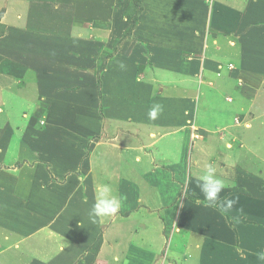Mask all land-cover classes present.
<instances>
[{
  "label": "rangeland",
  "instance_id": "374dc122",
  "mask_svg": "<svg viewBox=\"0 0 264 264\" xmlns=\"http://www.w3.org/2000/svg\"><path fill=\"white\" fill-rule=\"evenodd\" d=\"M30 1L0 0V42L1 44L5 42L3 46H6L5 51H0V91H2V99L7 103L9 114L6 116L9 115L8 118L13 120V114L20 111L21 106H26L27 109L23 110L22 116L28 121L29 127L36 125L39 129L37 131L43 132L50 125L49 113L53 106H57L61 117L66 118L68 114L66 112H71L72 118L68 115L64 120L73 122L77 120L76 123L84 128L83 130H95L92 129L95 127L93 124L95 117L87 114L79 116L82 112H89V109L84 111L79 104L82 102L81 99L65 97L84 93L83 102L90 107L92 103L97 104L93 110L102 122L98 130L99 148L103 149L105 143L107 147L112 148L111 140L116 137L114 134L110 135L109 131L119 126L123 127L121 130H127L125 115L129 110L124 103L125 99L120 98L127 96L121 90L128 88L130 84L122 83L121 79L126 77L123 74L121 77L119 72L116 73L117 57L123 54L121 56L123 60L131 58L132 76L138 77L141 81H146L148 78L155 79L152 93L155 99L167 98L175 101L177 107L181 106V110H185L184 114L190 118L185 121L182 119L178 126L179 130H173L172 126L164 130L161 141L167 144L165 150H162L159 142L152 143L150 148L147 147L146 142L140 144L143 142L140 140V135L141 137L143 135L142 138L145 136L142 127L146 130L143 125L146 124L144 122L146 117L133 116L128 119L133 126L130 138L135 142L136 147H133L135 144L121 146L118 160L122 162L125 156L131 159L132 170L135 171L137 179H141L144 185H147L146 178L150 177L151 190L156 185L157 192H163V198L157 194L153 195L152 192L149 195L151 218L159 217L163 220L159 214L163 209H166L167 215L171 210L179 209L182 204L193 202L198 206L199 204L206 206L202 210L209 213L202 211L199 216L213 222L212 216L210 217L213 212L211 210L215 208L220 210L223 201H237L240 197L239 200L245 205V209L241 206L245 214L238 213V209L237 213L232 211L227 213L228 220L232 223L231 229H234L237 236L235 235L234 239L233 234L227 235L226 244H222L219 239L220 234L221 238L224 235L222 231H217L216 227L209 231L211 228L203 219L200 223H196L195 227L179 226L178 230H175L172 219L163 220L164 223L162 225L161 222L158 234L161 243L157 244L158 241L152 239L147 247L150 254L146 257V264H200L198 259L203 257L206 264H264V261L256 257L257 252L264 251V0H188L184 1L187 4L185 6L182 5V0H163V2L152 0L153 2L150 3L146 0H113V10L119 13L123 22L119 23L113 33L110 32L112 29L105 25L97 28L90 24L91 28L95 27V35L88 40L86 46L82 40H79L80 44L69 42V46L65 43L66 30L58 21L62 16V18L74 17V7L72 8L69 2H63L65 7L62 6L63 10H58L57 7H42L44 0H34L31 9L37 10L31 17L37 16L43 23L38 32L33 30L30 24L20 31L19 24L6 23L11 14L17 16L19 20L21 10L18 4L27 5ZM99 1L101 0L86 2L84 0V5L79 8L77 12H80L77 15L90 14V10L93 9L91 5L98 6L94 9L98 10L100 15L106 8L105 5L98 4ZM189 5L200 11V14L204 13L210 23L193 24L192 21L190 23L189 20L193 18L192 14H188ZM22 8L24 11L27 10L26 13H30V7L27 9L22 5ZM154 10L156 12L152 15L151 12ZM154 17L157 22L153 24L151 20ZM161 24L168 30L160 28ZM181 25H191L194 31L188 33L176 28ZM169 31L176 33L170 35ZM180 42L188 43L186 46L189 47L183 48ZM73 45L74 47L80 45L79 49L83 54L76 55L78 52L70 50L73 49ZM64 49H68V52ZM29 51L36 54H30ZM92 51L94 53H91ZM76 58L83 59L82 73L76 72L68 76L69 72L75 70L62 71L56 70L53 65L48 67L44 65V63L53 64L61 61L69 63L70 69H76ZM160 62L163 67L157 66ZM112 78L115 80L113 85L110 82ZM72 81L76 84L68 86L67 84ZM107 88L111 89L109 91L113 94H111L113 104L110 114L114 112L112 116L120 118L116 120L113 117L114 120H109L108 123L104 122L105 102L110 94L106 91ZM133 91L138 95L141 90L136 88ZM145 94H142V99ZM32 95L33 99H31ZM239 100L240 103L235 104ZM71 103L74 106L68 110ZM4 104H0V114ZM219 105L224 106L226 113L234 115L231 123L228 124L230 128L227 129L231 130L230 138L228 144L224 146L218 144L217 138L225 136L227 131L226 133L219 131V135L211 132L218 128H210L213 125L207 122L208 118L205 116L210 108H223ZM16 106L17 110L14 111ZM18 113L16 115L19 118ZM83 123L85 126H82ZM153 123L152 120L147 123V126L152 125L151 130H155ZM113 125L115 127H112ZM30 134L34 136V133ZM20 135L22 136L23 133ZM32 136H29L28 141L33 144L37 141L30 139ZM44 137L45 139L40 143L46 140L51 143L57 141L54 140L53 135L47 134ZM68 137V134L64 136L65 139ZM213 140H216L217 149ZM114 142H118V139ZM173 142H177L180 147L177 144H168ZM90 149L91 146L86 148L85 158L90 152L93 153L92 172L95 175L99 172L96 159L102 157L95 154L96 150L90 151ZM60 153L56 151L58 161L62 160ZM9 158L15 160L10 151L0 153V171L6 174L11 165ZM41 160L37 161L41 162ZM191 160L196 165L193 167L196 172L194 178L190 177L192 176L189 168ZM170 161L175 164L171 165ZM209 164L215 168V172L226 170L228 178L225 181L227 196L220 197L215 206H208L198 187V181ZM20 165L17 162L15 166ZM100 165L103 167L101 162ZM180 175L183 181L180 180ZM134 213L133 218H137L139 210ZM131 220L128 221L137 226L133 232L119 227L120 229L113 231L112 235L110 232L108 241L102 236V239L96 237L90 243H86L82 238L80 230L75 232L78 242L73 236L63 235V224L54 221L53 226L45 225L40 231L35 230V238H31L28 243L21 242V255L6 253L9 256L4 260L0 259V263L34 264L30 259V256H33L30 253H34L30 252V248L33 247L37 255L33 258L38 259L37 264H83V261H87V264L90 261L92 262L90 264H96L97 262L94 263L91 258L103 254L107 248L112 254L105 258L107 264H142L139 258H135L134 261L136 255H133V247H129V242L128 244L126 242L132 233L133 235L138 231L143 233L149 228L147 225L146 227L140 225L139 221ZM77 222V218L72 219L73 227H76ZM31 223L27 225L30 226ZM151 228L152 225L148 235ZM213 231L220 234L215 235ZM1 233L2 229H0ZM3 235L2 233L0 236V241L1 239L3 241L0 244L1 247H7L11 242L8 244L6 234ZM181 241L187 244L182 250L178 247ZM112 242L118 253L125 250V246L129 247L131 253L127 255V259L122 257V260H112L115 256L114 250L110 248ZM65 252L73 253L72 257L68 258L69 262L60 261ZM85 256H89L90 259H84ZM100 260H103V255Z\"/></svg>",
  "mask_w": 264,
  "mask_h": 264
},
{
  "label": "crops",
  "instance_id": "0c3cea01",
  "mask_svg": "<svg viewBox=\"0 0 264 264\" xmlns=\"http://www.w3.org/2000/svg\"><path fill=\"white\" fill-rule=\"evenodd\" d=\"M84 0H44L42 7H57L58 10L62 9V6H64L63 2H69V5H72L71 7L73 9V15L72 18H60L58 23L64 25L65 31V37L66 40L65 43L67 46H69V42H75L79 43V40H82L84 42V46L88 45L90 39H92L95 35V27L91 28V25L97 26V28H100V25H105L107 28L112 29L110 32L113 33L116 28L118 27L119 23L123 22L120 19L119 13L117 11L113 10V0H101L98 2L100 5H105V10H102L101 14L99 15V11L94 9L98 7L97 5L92 6V10H90V14L87 16H80L83 14L77 15V12L81 6L84 5ZM88 0H85V2ZM149 3L153 2L152 0H146ZM188 0H182V5L185 6V2ZM34 2V0H31L29 3L26 4H18V8L21 10V18L17 20V16L14 17L12 14L8 18V22L11 23L14 22L15 24L20 25V31L22 28L26 27L29 24L35 30L38 32L39 27H41V19L37 16L31 17L33 12L31 9V3ZM147 2V3H148ZM161 2V0H160ZM163 2V0H162ZM148 3V4H149ZM111 4V6H110ZM22 5H25L26 8L30 7V13H26L27 10H23ZM150 5V4H149ZM196 5V4H195ZM151 6V5H150ZM152 7V6H151ZM153 8V7H152ZM28 9V8H27ZM110 9L111 11H109ZM154 9V8H153ZM63 10V9H62ZM194 10V13H193ZM97 15H96V12ZM156 12L152 11L151 14L153 15ZM188 14H192V18L190 21H192L193 24L195 23H210L208 19H206V15L204 13L200 14V11L198 12L197 9L192 7V5H189V12ZM12 16V21H10V17ZM187 16V15H186ZM37 18V19H36ZM66 21V22H65ZM154 24V22H157L156 18L154 17L151 20ZM86 24H89L86 25ZM91 24V25H90ZM67 26V27H66ZM160 28H164L168 30L167 28L163 27V24L159 25ZM176 28H180L182 31H186L188 33L193 32L194 30L190 26H176ZM170 35H175V32H168ZM48 34V33H47ZM110 36V34H108ZM22 38V35L20 34V39ZM67 38L69 40H67ZM73 40V41H70ZM2 41V40H1ZM5 42H3L4 44ZM92 43V42H91ZM0 42V51H5L6 46H3ZM185 44V45H184ZM188 43H182L180 42V45L185 47ZM72 46V44H70ZM77 45V44H76ZM80 46V45H79ZM79 46L73 45V49L78 52L76 55L83 54L82 50L79 49ZM91 47V44L90 46ZM25 51V50H24ZM65 52H68V49H64ZM28 53V52H27ZM30 54H36L34 52H30ZM91 53H94L92 51ZM123 54H120L117 57V62H123L126 67H129V69H123L121 70L118 66V63L116 65V73L123 74L126 78H122V83H128L130 86L128 88H123L121 92L123 94H127V96H123L120 99H125L124 103L129 107V110L126 112V123L128 124L127 130H121L123 127L115 128V130H110L109 134H114L115 139H112V144H110V147H107L106 143L103 144V149L99 148V138L98 137V130L101 126V121L98 118L97 113L94 112L93 108L95 109L94 103H92L91 107L86 105L83 102V96H65L68 98H80L82 102H78L81 107L84 108V111L86 109H89V112H82L79 116L89 115L91 117H95V121L93 122L95 130H83L84 128H81L77 120L73 122L72 120H64L67 118V116H70V111H67L66 108V118L61 117L60 109L57 106H53L51 112L49 113L50 116V125L43 132H39L37 130L38 127L35 125L34 127H29L28 121L25 119V117L22 116L23 110L27 109L26 106H21L20 111L15 112L13 114V120H10L8 116H6L8 113L7 103L4 102L2 99V91H0V104L5 103L3 106V111L0 114V153L3 154V152L10 151L11 156L15 157V160H9L10 161V168L7 170V173L4 171H0V229H2V233L7 238V247H1L0 244V259L4 260L6 259V256L8 257L10 253L14 256L21 255V242L28 243L31 238H35L34 231L36 232L40 231L42 229V226H53L54 221H59L61 224H63L62 234L67 236H73L76 238L78 242L77 234L75 233L77 230H80L79 232L82 233V238L86 241V243H90L91 241H94L96 237H100V239L107 240L109 236L112 235L113 231L118 229L119 227L122 230L133 232L134 228H137V226L130 223L133 219L134 221H139L140 225H144L150 229V225H152L153 228H151V232L148 235L149 229H145V231L142 232H136L131 234L128 241L126 242L129 247H133V255H136L135 258H139L142 260V264H146V257L149 256L150 252L147 250L148 245L152 242V239L154 241H158L157 244H160V238H158L159 230L164 223L163 220L172 219V224L175 227V230H178L177 227L181 226L187 227L191 225L192 227L196 226V223H200L203 218L199 216V214L203 212H207L206 210H202L203 208H206L203 204L195 205V203L191 202L190 204H182L181 207L177 210H171V213L165 214L166 209H163L160 216L163 220H161L159 217L153 219L151 218V203H150V193L152 192L153 195H159L161 198H163V192H157V187L154 186L153 190H151V181L150 177H147V185H144L143 181L141 179H137V176H135V171L132 170V162H130L131 159L128 157H124L123 161L120 162L118 160L119 157V149L122 148L121 146H128L135 144L133 140L130 138V132H133V126L131 125L129 118L136 116V117H146V120H144L146 130L142 127V131L144 133L140 140L143 142H140V144H144L146 142L147 147L150 148L151 144L154 142H159V146H161L162 150H165L167 147V144L161 141V138L163 136V133L167 130L168 127H174L173 130H179V127L182 119L185 121L187 118V114L185 115V110H181L182 107H177L176 102L173 100H168L167 98L162 99H155V96L152 95L153 88L155 86V79L148 78L146 81H141L138 77L136 78L133 75V61L123 60L121 57ZM131 62V63H130ZM69 63L66 64V62L58 61L57 63H44L45 66L53 65L52 67L56 70H75L74 72H69V75H73L76 72H83L84 65L83 59L76 58V69L71 68ZM160 65L163 67V65L160 63L157 64V66ZM137 79V81H136ZM140 80V81H138ZM154 80V81H153ZM112 85L115 83V80L113 78L110 80ZM76 82H70L67 84L68 86H74ZM107 87V86H106ZM141 90L138 95L134 89ZM109 90L106 89L110 94H108V97L106 98V104H105V120L104 122H107L109 120H114L112 116L114 112H112V115L110 114L111 108H112V98L113 95ZM67 93V92H66ZM121 93V94H122ZM144 95V99H142V94ZM69 94V93H68ZM66 94V95H68ZM106 94V95H107ZM112 94V95H111ZM139 96V97H136ZM33 95L31 96V99ZM82 97V98H81ZM165 97V96H164ZM29 99V100H31ZM240 103V100L238 102H235V104ZM154 104H160L163 106V111L159 114L158 118L153 121V126L155 127V130H151L150 128L152 125L147 126L149 123L148 120V111ZM74 106L72 103L69 105V108H72ZM223 108H216L212 109L210 108L209 111H207L208 121L211 126L210 128L215 129L218 128V130H211L214 134L216 133L219 135V131L225 134V136L218 137L217 142L221 145H227L231 130H227L230 128L228 124L232 121V116L228 112L224 110L223 105H219ZM90 107V108H89ZM6 108V109H5ZM13 109L14 111L17 110ZM212 109V110H211ZM71 110V109H70ZM91 111L93 113H91ZM20 114L19 118L18 115ZM212 115V117H211ZM77 116V117H79ZM61 117V118H60ZM60 118V119H59ZM69 118H72L70 116ZM116 118V117H115ZM120 118H116L118 120ZM145 119V118H144ZM64 120V121H63ZM63 121V122H62ZM62 122V123H61ZM8 123V124H7ZM37 123V122H35ZM207 125V123H206ZM82 126H85L83 123ZM36 127V128H35ZM58 127H60L58 130ZM112 127H115L114 125ZM111 127V128H112ZM119 129V130H118ZM22 130V131H19ZM56 130L58 132L56 133ZM165 130V131H164ZM108 133V130H106ZM141 132V130L139 131ZM23 133L21 136L20 134ZM30 133H34V136H32ZM47 134L53 135L55 137L54 140H57L53 143L48 142L47 140L42 142L43 139H45L44 136ZM69 135L68 139H65V135ZM74 135V136H73ZM148 135V136H147ZM21 136V137H20ZM29 136H32V140L36 139L37 142H34L32 144L31 141H28ZM62 137V138H61ZM232 137V136H231ZM58 138H60L58 140ZM151 138L153 140H151ZM118 142H114V140H117ZM215 139V138H214ZM151 140V141H150ZM216 140H213L214 147L217 149V145L215 143ZM91 142H93L91 144ZM115 143V144H114ZM168 144H177V142L168 143ZM91 146L90 151L96 150L95 154L102 157L99 159H96V162H98L96 165H98L99 169L95 175L94 172H92L93 169V153L90 152V154L85 158V150L86 148ZM115 146V147H114ZM179 146V145H178ZM193 146V144H192ZM133 147H136V144L133 145ZM158 149V144H157ZM180 147V146H179ZM173 149V147H172ZM178 150H182L181 148H178ZM56 151H60L62 157V160H57L56 157ZM94 154V155H95ZM115 155V157H114ZM41 156V157H40ZM41 160V162H38L37 160ZM85 158V159H84ZM121 158V157H120ZM57 160V161H56ZM6 163V160H4ZM19 162L21 165L16 167V163ZM46 162V163H45ZM100 162L102 163L103 167L100 165ZM195 162V161H194ZM14 163V164H13ZM45 163V165H44ZM171 165H174L175 163L173 161H170ZM13 164V165H12ZM49 164V165H48ZM95 164V163H94ZM176 166H178V163H176ZM195 163L190 162L189 168L190 173L192 176L191 178H194V174L196 173L195 170H193V167H195ZM50 169V170H48ZM226 170L223 172H215V175L217 178L221 179L224 183L228 180L226 175ZM93 174V175H92ZM180 180L183 181L182 175H180ZM157 185L158 182L156 181ZM138 184V186H137ZM101 185H108L111 188V195L119 199L121 196H126V199L121 202V207L118 210V212L114 215L103 217V218H93L90 216V211L95 203L96 196H97V189ZM227 188L225 187L224 191L221 193L220 197L227 196ZM146 191V192H145ZM240 198V197H239ZM237 198L236 204L234 208L232 209V213H241L245 214L243 211H237V209H241V206L244 208L243 202ZM239 200V201H238ZM156 201V200H155ZM157 202V201H156ZM162 204V203H161ZM160 204V205H161ZM197 206V207H196ZM138 207V208H137ZM139 210V213H137V218H133L135 215V211ZM260 210L259 208H257ZM212 215L210 214V217L212 216L213 222H209L207 219H203L211 228L209 231H211L213 228H217V231H222L223 237L221 238L220 232L213 231V233L220 234V241H222V244H226V237L227 235L232 234L237 236L234 229H231L230 221L228 220L227 214H223L219 209H212ZM237 211V212H236ZM209 213V212H207ZM127 215L129 217H127ZM165 218H164V217ZM77 218L78 222L76 224V227H73L72 219ZM130 220V221H128ZM32 222V223H31ZM31 223L30 226L27 224ZM36 223V224H35ZM241 224V223H239ZM33 225V226H32ZM131 225V226H130ZM139 225V224H138ZM212 225V226H211ZM32 226V227H31ZM131 227V228H128ZM119 228V229H120ZM237 228V227H236ZM242 226L240 227L241 230ZM187 230V229H185ZM208 231V232H209ZM111 232V235H109ZM1 233V234H2ZM0 234V236H1ZM3 235V236H4ZM109 235V236H108ZM183 240V239H182ZM108 241V240H107ZM166 241V239H165ZM164 241V242H165ZM3 242L2 239L0 243ZM163 242V243H164ZM233 243V242H232ZM111 249L114 250L115 256L113 257V261L116 260L114 258L118 257L122 260V257L124 259H127L131 250H129L128 246H125V250H123L120 255L118 253V249L114 248V244L112 242ZM155 245V244H153ZM185 242H180L178 247L180 250L186 248ZM233 245V244H232ZM88 246V245H87ZM252 246V245H251ZM92 247V246H91ZM90 248V246H89ZM123 249V247L121 248ZM6 250V252L4 251ZM77 250V249H76ZM75 250V252H76ZM30 255H35L36 251H34V248H30ZM74 252V253H75ZM149 252V253H148ZM220 252V251H219ZM68 253V254H67ZM65 252L64 255L61 256L60 261L65 262L62 260H67L66 262H69L68 258L72 257L69 252ZM103 255V260L99 259ZM108 255H112L107 250L103 251V254H97L96 257L91 258L93 259L94 263L95 261L108 263L105 259ZM33 256H30L31 262L34 264L38 263V259L33 258ZM37 257V255H35ZM132 257V258H133ZM200 258V257H199ZM29 259V260H30ZM84 259H90L89 256H85ZM131 259V258H129ZM198 259V257H196ZM91 262V261H90ZM89 262V264H90ZM83 264H87V261H83ZM92 263V262H91ZM96 263V264H97ZM198 263L200 264H206V260L203 257L202 259H198ZM2 264V263H0Z\"/></svg>",
  "mask_w": 264,
  "mask_h": 264
},
{
  "label": "clouds",
  "instance_id": "9594fccd",
  "mask_svg": "<svg viewBox=\"0 0 264 264\" xmlns=\"http://www.w3.org/2000/svg\"><path fill=\"white\" fill-rule=\"evenodd\" d=\"M121 70L125 69L126 65L123 62H118ZM163 111V106L154 104L148 111V119L155 121L159 114ZM198 187L202 193L208 206H215L220 199L221 193L225 189V183L216 177L215 168L209 164L206 172L200 177ZM126 199V196H121L119 199L111 195V188L108 185H101L97 189V196L93 204L90 216L93 218H103L114 215L121 207V202ZM236 204L234 200H225L220 206V211L227 214L232 211ZM242 211V209H239ZM258 260L264 261V251L256 253ZM118 260L119 258H114Z\"/></svg>",
  "mask_w": 264,
  "mask_h": 264
},
{
  "label": "trees",
  "instance_id": "16d2710c",
  "mask_svg": "<svg viewBox=\"0 0 264 264\" xmlns=\"http://www.w3.org/2000/svg\"><path fill=\"white\" fill-rule=\"evenodd\" d=\"M97 243H98V242H96V244H97ZM92 247H94V246H92ZM92 247H91V248H92Z\"/></svg>",
  "mask_w": 264,
  "mask_h": 264
}]
</instances>
